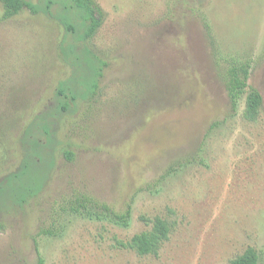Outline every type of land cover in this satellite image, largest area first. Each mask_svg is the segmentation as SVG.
Wrapping results in <instances>:
<instances>
[{
  "label": "rangeland",
  "instance_id": "374dc122",
  "mask_svg": "<svg viewBox=\"0 0 264 264\" xmlns=\"http://www.w3.org/2000/svg\"><path fill=\"white\" fill-rule=\"evenodd\" d=\"M96 1L104 20L91 43L109 63L99 92L54 119L41 192L0 211V264H227L249 246L264 264V100L246 119V97L233 109L222 77L231 59L248 60L264 98V0ZM63 34L46 14L0 12V179L71 73ZM191 154L201 158L180 159ZM83 196L131 206L130 225L71 212ZM143 215L175 221L159 256L118 243L148 228Z\"/></svg>",
  "mask_w": 264,
  "mask_h": 264
},
{
  "label": "trees",
  "instance_id": "16d2710c",
  "mask_svg": "<svg viewBox=\"0 0 264 264\" xmlns=\"http://www.w3.org/2000/svg\"><path fill=\"white\" fill-rule=\"evenodd\" d=\"M25 8L33 13L46 14L62 25L64 34L59 41V51L64 62L71 68V73L68 78L60 81L56 89V106L37 114L24 129L21 138V164L16 171H11L0 179V211L9 202L11 205L23 206L41 192L55 162L53 134L57 124L54 119L71 113L80 102L95 99L105 68L109 64L91 43L104 20V10L96 0H0V12L4 19L15 17ZM209 30L211 31V26ZM220 60L226 58L221 55ZM250 69V61L233 58L222 77L233 109L237 110L241 99L246 97L244 116L250 121H256L261 114L264 98L257 88L249 84ZM217 124L216 121L211 124L209 132ZM1 131L0 128V140L3 143ZM43 134L46 141L41 137ZM206 137L207 135L204 143ZM196 156L201 158V155L191 154L180 159H198ZM35 166H42L44 169L38 170ZM70 209L84 217L126 227L130 225L132 217L131 206L124 211H117L109 204L89 196L78 197L72 201ZM141 220L148 228L135 233L126 241L119 240L118 243L141 256H159L163 245L170 239L175 221L160 215H143ZM227 264H260L259 250L255 246H249Z\"/></svg>",
  "mask_w": 264,
  "mask_h": 264
}]
</instances>
